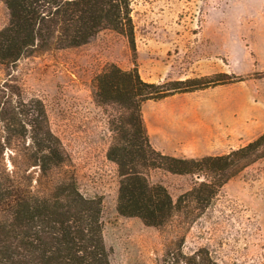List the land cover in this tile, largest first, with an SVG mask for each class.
Masks as SVG:
<instances>
[{
  "label": "rangeland",
  "instance_id": "rangeland-1",
  "mask_svg": "<svg viewBox=\"0 0 264 264\" xmlns=\"http://www.w3.org/2000/svg\"><path fill=\"white\" fill-rule=\"evenodd\" d=\"M132 10L136 53L126 36L106 29L82 46L0 63V90L21 94L16 100L25 103L43 101L51 130L70 158L55 174L74 175L86 196L103 199L112 264H264V157L230 179L204 209L200 195L188 194L203 179L152 171L151 181L165 185L177 205L167 224L147 226L118 211V167L107 157L117 107L93 97V79L107 65L131 69L136 64L150 82L203 79L207 87L178 95L221 103L218 126L230 114L225 101L231 99L242 100L234 108L256 99L264 117V0H132ZM9 18L0 0V30ZM157 104L148 101L146 111ZM263 133L250 126L239 141L220 132L210 154L228 153ZM21 141L25 148L30 139ZM10 151L0 155V163L13 168Z\"/></svg>",
  "mask_w": 264,
  "mask_h": 264
},
{
  "label": "trees",
  "instance_id": "trees-1",
  "mask_svg": "<svg viewBox=\"0 0 264 264\" xmlns=\"http://www.w3.org/2000/svg\"><path fill=\"white\" fill-rule=\"evenodd\" d=\"M2 1L10 18L0 30L1 64L82 46L106 29L126 36L136 53L132 0ZM207 85L200 78L150 82L136 64L124 69L111 63L93 79L95 101L117 107L107 157L118 167L121 215L153 227L172 219L177 204L165 185L151 181L154 170L200 174L203 180L188 194L200 195L204 209L230 179L264 157V133L228 153L201 158L174 156L153 145L144 104ZM16 97L21 94L0 90V155L11 150L13 165L0 163V264H112L101 218L103 199L86 196L74 175L55 174L70 158L51 130L43 101L25 103ZM27 136L24 148L21 140Z\"/></svg>",
  "mask_w": 264,
  "mask_h": 264
},
{
  "label": "crops",
  "instance_id": "crops-1",
  "mask_svg": "<svg viewBox=\"0 0 264 264\" xmlns=\"http://www.w3.org/2000/svg\"><path fill=\"white\" fill-rule=\"evenodd\" d=\"M241 101L237 99L225 101L227 107H230V114H227L225 124L219 123V126L215 115L221 103L205 104L198 98L176 94L159 100V104L147 112L146 102L144 119L148 134L156 148L171 155H211L209 151L211 143H215L214 140L220 132L226 131L228 136L242 141L245 138L244 133L250 126L264 129V117L260 113L261 103L256 99L253 101L247 99L245 106L239 105L234 108Z\"/></svg>",
  "mask_w": 264,
  "mask_h": 264
},
{
  "label": "water",
  "instance_id": "water-1",
  "mask_svg": "<svg viewBox=\"0 0 264 264\" xmlns=\"http://www.w3.org/2000/svg\"><path fill=\"white\" fill-rule=\"evenodd\" d=\"M197 179H202V176L200 174L197 175Z\"/></svg>",
  "mask_w": 264,
  "mask_h": 264
}]
</instances>
